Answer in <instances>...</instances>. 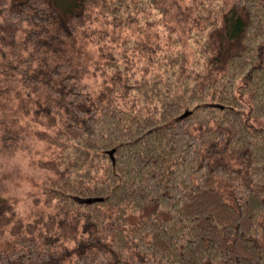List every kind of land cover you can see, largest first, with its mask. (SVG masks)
I'll list each match as a JSON object with an SVG mask.
<instances>
[{
  "label": "trees",
  "instance_id": "1",
  "mask_svg": "<svg viewBox=\"0 0 264 264\" xmlns=\"http://www.w3.org/2000/svg\"><path fill=\"white\" fill-rule=\"evenodd\" d=\"M62 1L0 0V147L51 145L0 264H264V0Z\"/></svg>",
  "mask_w": 264,
  "mask_h": 264
},
{
  "label": "rangeland",
  "instance_id": "2",
  "mask_svg": "<svg viewBox=\"0 0 264 264\" xmlns=\"http://www.w3.org/2000/svg\"><path fill=\"white\" fill-rule=\"evenodd\" d=\"M62 2L68 5L69 1ZM15 147L14 151L7 152L0 147V197L13 198L17 213L32 219L36 212L34 198L40 194L41 182L48 176L35 160L48 156L51 145L34 133H26L23 141Z\"/></svg>",
  "mask_w": 264,
  "mask_h": 264
},
{
  "label": "water",
  "instance_id": "3",
  "mask_svg": "<svg viewBox=\"0 0 264 264\" xmlns=\"http://www.w3.org/2000/svg\"><path fill=\"white\" fill-rule=\"evenodd\" d=\"M109 153H110V156L113 159L114 150L110 151ZM97 200H99V199H90V200H88V202L97 201Z\"/></svg>",
  "mask_w": 264,
  "mask_h": 264
}]
</instances>
